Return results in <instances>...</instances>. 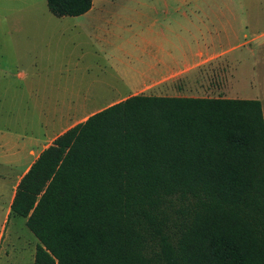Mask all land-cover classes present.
I'll return each mask as SVG.
<instances>
[{"label": "trees", "instance_id": "1", "mask_svg": "<svg viewBox=\"0 0 264 264\" xmlns=\"http://www.w3.org/2000/svg\"><path fill=\"white\" fill-rule=\"evenodd\" d=\"M77 16L91 0H46ZM10 212L33 264H264L259 99L133 95L66 129Z\"/></svg>", "mask_w": 264, "mask_h": 264}, {"label": "rangeland", "instance_id": "2", "mask_svg": "<svg viewBox=\"0 0 264 264\" xmlns=\"http://www.w3.org/2000/svg\"><path fill=\"white\" fill-rule=\"evenodd\" d=\"M198 3L207 14L211 5L223 8L227 3L230 12L219 21L230 23L228 31L219 24L218 45L243 43L226 56L229 60L219 58L217 92L207 96L259 99L264 116V0H198L188 6ZM116 4V9L124 10L129 1ZM153 4L161 9V3ZM169 5L173 9L181 4ZM27 11L38 14L0 18V264H33L37 239L25 219L10 212L22 174L53 136L104 108L120 86L99 56L97 41L69 31L51 34L54 18L45 0L27 1ZM17 27L23 30H12ZM4 69L8 77L2 76ZM19 70L25 74L20 104L11 95L18 84L22 88V80L14 78Z\"/></svg>", "mask_w": 264, "mask_h": 264}, {"label": "crops", "instance_id": "3", "mask_svg": "<svg viewBox=\"0 0 264 264\" xmlns=\"http://www.w3.org/2000/svg\"><path fill=\"white\" fill-rule=\"evenodd\" d=\"M27 1L34 2L0 0V18L36 16L38 12L27 11ZM117 1L91 0V7L77 16H55L51 13L54 18L50 25L51 34L62 35L69 31L97 41L99 56L120 85L117 88L113 86L116 89L115 94H111L114 100L106 106L133 95L211 97L207 94L217 92L216 65L219 58L229 60L226 56L243 45H218L219 24L228 31L230 23L219 21L230 12L227 3L223 8L211 5L207 14L203 13L200 3L188 6L198 0H150L148 4L146 1L128 0L129 5L124 10L116 9ZM170 1L181 5L170 9ZM157 2L161 3V9L154 7L153 3ZM185 7L192 9L187 12ZM12 30L19 32L23 28ZM2 71V76H9L7 73L5 76V69ZM24 77V72L20 70L14 74L19 83L22 80L21 90L18 84L11 94L18 98V104L20 97H24ZM63 131L53 136L51 141Z\"/></svg>", "mask_w": 264, "mask_h": 264}]
</instances>
